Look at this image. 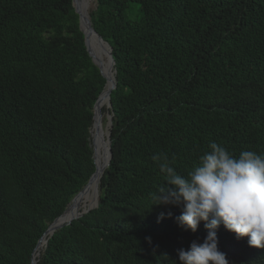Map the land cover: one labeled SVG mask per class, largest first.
I'll use <instances>...</instances> for the list:
<instances>
[{
  "label": "trees",
  "instance_id": "16d2710c",
  "mask_svg": "<svg viewBox=\"0 0 264 264\" xmlns=\"http://www.w3.org/2000/svg\"><path fill=\"white\" fill-rule=\"evenodd\" d=\"M94 4L91 23L114 60L112 158L98 206L34 257L180 264L178 250L207 230L203 221L195 232L179 226L183 204L152 205L165 183L152 157L166 153L186 176L209 141L234 155L264 153V0ZM104 84L72 0H0V264H31L49 224L94 173L89 131ZM90 187L67 212L82 209ZM217 238L229 264H264V248L247 237L221 225Z\"/></svg>",
  "mask_w": 264,
  "mask_h": 264
},
{
  "label": "clouds",
  "instance_id": "9594fccd",
  "mask_svg": "<svg viewBox=\"0 0 264 264\" xmlns=\"http://www.w3.org/2000/svg\"><path fill=\"white\" fill-rule=\"evenodd\" d=\"M152 159L165 182L152 193V205L183 204L179 226L195 232L203 221L207 230L202 243L193 241L188 250H178L180 264H229L218 248L221 225L237 240L247 237L249 246L264 248V153L241 150L234 155L209 141L186 176L171 166L166 153Z\"/></svg>",
  "mask_w": 264,
  "mask_h": 264
},
{
  "label": "water",
  "instance_id": "95a60500",
  "mask_svg": "<svg viewBox=\"0 0 264 264\" xmlns=\"http://www.w3.org/2000/svg\"><path fill=\"white\" fill-rule=\"evenodd\" d=\"M74 7H75V12L78 15V20H79V29L83 34L84 37V44L86 47V50L93 62V64L99 69L100 74L102 77L105 79V84L102 92L99 94L97 97L94 105H93V122L90 128V138L93 139L91 131L93 128H96L97 133L99 135V140L103 143L105 152L107 153V160L106 163L104 164L103 167L98 168L96 161H95V155L96 151L94 148V142H90V147L92 148V158L93 162L95 165V171L90 177V179L87 181V183L82 187V189L77 192L73 198L70 200V202L67 205V208L69 205L74 201V199L81 193L85 191V189L91 184V182L95 179L97 183V198L94 203H92L89 207L86 209L74 213L68 217H64L63 212L56 220H54L52 223L49 224L41 238L38 240L37 245L35 249L32 252L31 255V264H37V258H35V254L38 253L37 251L39 250L40 243L43 241V246L46 245L47 243V238L52 236L55 231L60 229L63 225H69L71 224L74 220L79 219L82 217L84 214L90 212L91 210L95 209L98 206L99 203V185H100V180L106 170V168L109 166L111 158H112V151H111V142H110V134H111V126H112V113L110 112L111 109V101H110V93L111 91L116 87V78L114 76L115 71L113 69L114 65V60L112 57V48L110 45L103 40V38L96 32V30L93 28V25L91 23L90 19V11L87 13L86 7L88 6L89 0H72ZM95 8V4H94ZM102 54L104 55L106 61H107V67H104L103 64L101 63V56ZM112 69L113 70V77L108 76V70ZM106 92V93H105ZM107 95V106L106 108L109 110V123H108V130L106 134L103 136V132L101 128L99 127V124H97L96 120V114L99 113L97 111V106L99 103L100 98L102 97L103 94ZM42 246V247H43Z\"/></svg>",
  "mask_w": 264,
  "mask_h": 264
},
{
  "label": "bare ground",
  "instance_id": "6f19581e",
  "mask_svg": "<svg viewBox=\"0 0 264 264\" xmlns=\"http://www.w3.org/2000/svg\"><path fill=\"white\" fill-rule=\"evenodd\" d=\"M101 63L103 64L104 67H107V61L104 57V55L102 54L101 56ZM108 76L109 77H113V70L110 69L108 70ZM106 93V92H105ZM103 94L102 97L100 98L99 100V103H98V106H97V111L99 113L96 114V120H97V124H99V127H100V118H101V109L107 105V95L106 94ZM93 133L92 134V137H93V142H94V148H95V151H96V155H95V161H96V164L98 166V168H101L104 166V164L106 163V160H107V153L103 156H99L98 157V150H99V147L101 146L100 143H99V135L97 133V130L96 128H93ZM103 145V143H102ZM104 147V146H103ZM91 196H90V199L89 201L87 202V204L85 205V207H82V209L78 210V211H75V212H65L64 213V217H68L74 213H77V212H80L84 209H86L87 207H89L92 203H94L96 201V198H97V191H98V186H97V183H96V180L94 179L92 182H91ZM88 188V187H87ZM86 188V189H87ZM85 189V190H86ZM43 244V241L40 243V245Z\"/></svg>",
  "mask_w": 264,
  "mask_h": 264
},
{
  "label": "rangeland",
  "instance_id": "374dc122",
  "mask_svg": "<svg viewBox=\"0 0 264 264\" xmlns=\"http://www.w3.org/2000/svg\"><path fill=\"white\" fill-rule=\"evenodd\" d=\"M94 8V0H89V3H88V6L86 7V11H87V13L91 10V9H93ZM128 16H130V17H133V16H131V15H128ZM107 106V105H106ZM106 106H104L102 109H101V118H100V128H101V130H102V132H103V136L106 134V132H107V130H108V123H109V110L106 108ZM91 133H93V130L91 131ZM92 138H90V142H92ZM99 143H100V147H99V150H98V157L99 156H103L104 155V153L106 154V152H105V149H104V147H103V145H102V142L101 141H99ZM90 186V185H89ZM88 186V187H89ZM80 195V194H79ZM90 196H91V187H90V189H89V192H88V194H87V201H86V203H85V205L87 204V202L89 201V199H90ZM85 205L83 206V207H85Z\"/></svg>",
  "mask_w": 264,
  "mask_h": 264
}]
</instances>
